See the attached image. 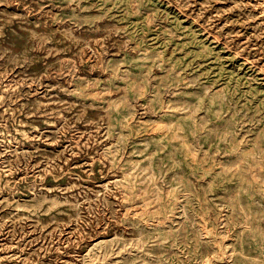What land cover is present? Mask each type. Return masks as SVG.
<instances>
[{"label":"rangeland","instance_id":"1","mask_svg":"<svg viewBox=\"0 0 264 264\" xmlns=\"http://www.w3.org/2000/svg\"><path fill=\"white\" fill-rule=\"evenodd\" d=\"M0 264H264V0H0Z\"/></svg>","mask_w":264,"mask_h":264}]
</instances>
